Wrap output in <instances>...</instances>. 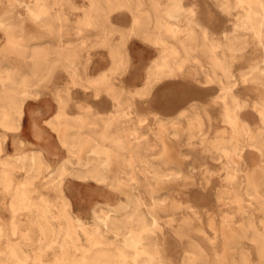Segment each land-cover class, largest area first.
Returning <instances> with one entry per match:
<instances>
[{
    "label": "rangeland",
    "instance_id": "rangeland-1",
    "mask_svg": "<svg viewBox=\"0 0 264 264\" xmlns=\"http://www.w3.org/2000/svg\"><path fill=\"white\" fill-rule=\"evenodd\" d=\"M122 12L126 30L110 24ZM132 37L158 50L134 90L121 82ZM173 77L211 93L164 117L151 94ZM48 95L58 162L18 139L26 103ZM103 97L109 110L93 103ZM73 180L94 184L90 207L73 203ZM96 252L108 264H264V0H0V264H97Z\"/></svg>",
    "mask_w": 264,
    "mask_h": 264
},
{
    "label": "crops",
    "instance_id": "crops-1",
    "mask_svg": "<svg viewBox=\"0 0 264 264\" xmlns=\"http://www.w3.org/2000/svg\"><path fill=\"white\" fill-rule=\"evenodd\" d=\"M198 8L200 9V7ZM210 16L211 15L209 14L205 15V18H207L206 22L209 21ZM214 16L219 18L218 15H212L211 17ZM132 19L133 17L129 13H115L111 18L110 24L113 27L126 30L131 26ZM214 19L215 18L211 20ZM213 23H216V25L212 27L213 30L220 33L224 24H222L219 20H214ZM127 52L130 57V64L121 82L124 86L134 90L136 87L143 85L147 69L151 65L152 60L158 55V50L156 47L145 42L143 39L139 37H132L127 42ZM110 65L111 60L108 56V52L105 53L104 57L98 56L93 64V75L99 74ZM191 85L192 84L187 85L184 81L174 77L167 78L157 83L151 94L152 103L149 108L164 117H172L177 115L182 109L186 108V104L190 101H194V99L204 100L211 93V91L202 93L200 88L193 90L191 89ZM238 94L240 97H246V95H243V92L241 91H239ZM93 103L101 110H109L110 108V102L107 97L97 99ZM138 108L145 109V106L139 105ZM55 109V102L50 95L45 96L38 101H28L24 109L22 129L18 135L19 140L28 143L34 148L43 149L45 157L52 162L60 161L65 154L64 151L59 148L54 133L44 124V121L54 113ZM241 114L252 126L257 123L259 124L255 111L247 109L241 112ZM35 131L42 135L41 138H37L34 135ZM13 144L12 140V149L14 147ZM13 151L14 150H12V152ZM251 157L250 161H254L256 159V157ZM94 188L95 186L92 183L86 184L73 180L67 185L66 191L67 193H70L69 195L72 197L74 204L78 196L84 205L83 207L86 209L87 207H90L91 203H93V201L97 198V196H93Z\"/></svg>",
    "mask_w": 264,
    "mask_h": 264
},
{
    "label": "bare ground",
    "instance_id": "bare-ground-1",
    "mask_svg": "<svg viewBox=\"0 0 264 264\" xmlns=\"http://www.w3.org/2000/svg\"><path fill=\"white\" fill-rule=\"evenodd\" d=\"M224 30V29H223ZM244 37V36H243ZM261 38V37H260ZM240 41V40H239ZM79 46V45H78ZM246 76V75H245ZM222 99V98H221ZM70 135V134H69ZM38 138H39V136H37ZM23 143V142H22ZM22 143L16 138V140H14V147H15V149L16 150H20L22 147ZM61 144L64 146V147H66L67 146V144H66V142L64 141H61ZM253 149H254V147H253ZM36 154H37V152H36ZM36 156V155H35ZM185 157H187V156H185ZM188 158V157H187ZM36 160V159H35ZM37 166V165H36ZM65 169V168H64ZM64 169H62V170H64ZM66 170V169H65ZM65 172V171H64ZM105 181V180H104ZM119 180H117V182H118ZM101 183V182H100ZM125 185L126 184H123V182H118V183H112V184H108V186H107V191H108V193L106 194V200L107 201H113V202H116V201H118L119 200V197H118V195L116 194V192H115V190H117L118 188H123V187H125ZM133 199V198H132ZM135 200H137V199H135ZM134 200V201H135ZM131 201V200H130ZM102 212V211H101ZM134 243V242H133ZM94 262L95 263H97V264H108V261H106V260H104L102 257H101V255H100V253H98V252H96L95 253V255H94ZM112 263V262H111Z\"/></svg>",
    "mask_w": 264,
    "mask_h": 264
}]
</instances>
